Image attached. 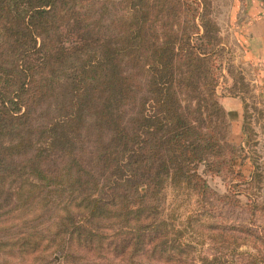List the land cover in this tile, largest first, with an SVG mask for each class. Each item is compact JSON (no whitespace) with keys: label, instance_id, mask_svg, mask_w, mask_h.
Segmentation results:
<instances>
[{"label":"trees","instance_id":"1","mask_svg":"<svg viewBox=\"0 0 264 264\" xmlns=\"http://www.w3.org/2000/svg\"><path fill=\"white\" fill-rule=\"evenodd\" d=\"M210 5L0 0V264H264L257 204L205 178L238 155Z\"/></svg>","mask_w":264,"mask_h":264},{"label":"rangeland","instance_id":"2","mask_svg":"<svg viewBox=\"0 0 264 264\" xmlns=\"http://www.w3.org/2000/svg\"><path fill=\"white\" fill-rule=\"evenodd\" d=\"M208 2L211 4L210 18L218 25L219 44L223 49L220 56L221 62H219L221 70L217 95L220 102L223 96L240 98L244 105V119L241 134L234 132L229 119V140L236 147L238 154L232 163L233 172L222 176L207 174L205 178L211 189L219 195L234 193L244 204L250 200L255 202L257 205L253 207L252 216L245 211H238V213L240 217L254 220L253 229L264 235V161H262L264 158V109L263 93H261L263 80L258 72L259 66L249 63L239 46L235 34L238 9L234 5V0H208ZM163 196L165 214L174 216L177 225L183 224L187 217L198 208L195 196L179 195L170 187L163 192ZM195 244L198 259L210 253H207L208 245L203 246L196 241ZM246 250L243 247L239 251ZM52 262L64 264L60 255H55Z\"/></svg>","mask_w":264,"mask_h":264},{"label":"crops","instance_id":"3","mask_svg":"<svg viewBox=\"0 0 264 264\" xmlns=\"http://www.w3.org/2000/svg\"><path fill=\"white\" fill-rule=\"evenodd\" d=\"M234 5L238 9V19H236L238 24L235 28V34L239 46L243 50L246 60L259 66L258 72L263 80L261 93H263L262 104L264 109V0H234ZM221 104L228 114L234 132L241 134L244 119L242 100L238 97L223 96Z\"/></svg>","mask_w":264,"mask_h":264},{"label":"water","instance_id":"4","mask_svg":"<svg viewBox=\"0 0 264 264\" xmlns=\"http://www.w3.org/2000/svg\"><path fill=\"white\" fill-rule=\"evenodd\" d=\"M143 191H144V189H143Z\"/></svg>","mask_w":264,"mask_h":264}]
</instances>
